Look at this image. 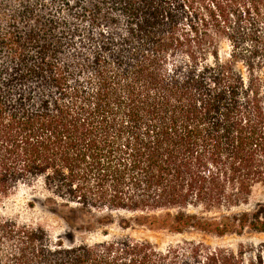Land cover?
Here are the masks:
<instances>
[{"label":"trees","instance_id":"1","mask_svg":"<svg viewBox=\"0 0 264 264\" xmlns=\"http://www.w3.org/2000/svg\"><path fill=\"white\" fill-rule=\"evenodd\" d=\"M183 1L0 0V264H179L117 229L264 234V208L203 217L264 186V0L224 27L227 60L205 21L181 25ZM24 190L63 236L4 213Z\"/></svg>","mask_w":264,"mask_h":264},{"label":"rangeland","instance_id":"2","mask_svg":"<svg viewBox=\"0 0 264 264\" xmlns=\"http://www.w3.org/2000/svg\"><path fill=\"white\" fill-rule=\"evenodd\" d=\"M184 1V3L176 4L180 13L185 17L181 25L188 26L189 22L186 18L187 15L191 17L190 14L192 13L194 16H197L199 23L205 21L210 32L217 36L221 58L223 60L229 59L233 46L224 34V27L229 28L233 21H235L233 17L235 18L242 14L244 11V3L251 0ZM180 5H183V8ZM247 5L249 7L251 6L250 3ZM261 7V13L264 17V6ZM227 17H229L228 21L225 20ZM257 20L260 21L259 30L264 34V18ZM225 23H227L226 26H224ZM242 26L246 28L245 24H242ZM262 76L264 77V71ZM32 197V193L28 190L19 192L6 203L3 209L4 213L7 216L17 218L23 223L44 226L53 238L63 236L66 231V224L62 219L63 215L48 213L41 209L39 205L35 208H30L28 203ZM260 208H264V186H259L254 190L249 205L231 211L222 210L213 214L203 215V217L214 219L218 223L236 224L242 221L244 214H252ZM199 212L198 210L190 209L191 214L198 215ZM112 233L124 237L128 236L136 241H149L161 252H165L168 248L178 247L182 249L179 264H198L190 253L194 246L199 248L201 261L206 260L209 252L216 251L222 252L224 255L229 254L233 256L237 264H264V234L250 230H246L240 235L232 233L225 236L208 235L194 231H189L184 235H172L166 232H150L144 228H134L128 231L117 229L113 230ZM103 239L99 234H79L77 236L78 242L87 240V242L92 243ZM198 261H200V258Z\"/></svg>","mask_w":264,"mask_h":264}]
</instances>
